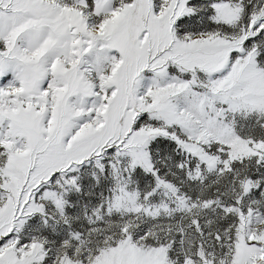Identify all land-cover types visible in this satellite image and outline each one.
<instances>
[{
	"label": "snow or ice",
	"instance_id": "6c2138e0",
	"mask_svg": "<svg viewBox=\"0 0 264 264\" xmlns=\"http://www.w3.org/2000/svg\"><path fill=\"white\" fill-rule=\"evenodd\" d=\"M0 264H264V0H0Z\"/></svg>",
	"mask_w": 264,
	"mask_h": 264
}]
</instances>
